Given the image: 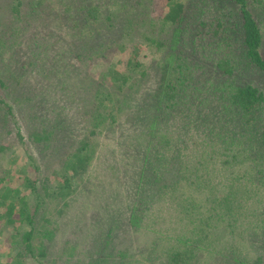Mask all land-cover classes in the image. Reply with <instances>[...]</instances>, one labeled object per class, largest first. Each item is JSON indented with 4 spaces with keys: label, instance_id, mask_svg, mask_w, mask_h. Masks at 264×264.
Segmentation results:
<instances>
[{
    "label": "rangeland",
    "instance_id": "rangeland-1",
    "mask_svg": "<svg viewBox=\"0 0 264 264\" xmlns=\"http://www.w3.org/2000/svg\"><path fill=\"white\" fill-rule=\"evenodd\" d=\"M30 1L22 0V6L30 14H24L23 18L29 20H20L19 25L26 28L30 24L27 28L31 29V24L35 23L39 29L45 28L41 29L40 38L44 45L39 48L40 56L42 51L47 53L48 50L47 55L51 58L46 64L39 58L34 59L32 65L26 66L28 41L31 40L26 35H31V31L19 35V70L28 72L31 86H27L26 93L20 92L18 87L14 90L13 86H17L14 81L12 90L10 83L0 87L5 90L0 97H5L14 115L3 117L0 114V143L5 146L0 150V192L4 185L16 187L21 184L22 169L32 179L44 174L51 177L55 172L56 182L60 181L62 160L81 140L90 142L92 156L86 171L73 181L69 197L46 196L39 206L37 214L45 215L49 221L42 222L45 229L31 233L34 253L24 248L18 234L11 239L9 235L14 234V230L2 228L0 222V263L14 260L20 252L26 264H162L160 260L167 257L171 244L178 239L176 235L189 241L194 239L190 238L194 234L188 233L182 220L174 223L176 210L166 201L158 208L155 206L153 201L162 198L159 186L166 180L164 173L154 183L151 177L147 179L153 172L148 156L164 150L172 161L178 157L189 166L185 157H190L195 142L215 133H230L235 135L234 139L243 151V161L224 168L211 161L208 173L203 175L208 176V183L201 184L197 191L192 189L194 192L188 195L195 203L190 213L196 216L200 211H208L206 201L227 195L231 205L242 204L237 205L240 210L236 211V214L240 211L242 214L233 216L236 217L233 219L227 217L224 214L229 209L226 199L221 201L220 214L218 211L208 213L212 214L214 226L208 230L206 238L201 239L211 241L214 248L216 244L220 246L218 252L212 251L210 255L201 249L204 254L196 257V264H254L256 256L261 259L256 261L257 264H264V223L257 219L258 213L261 215L264 211V183L251 194L245 193V185L238 183V180L246 179V174L255 175L257 169L264 168V146L260 140L264 104L261 111L254 113L251 122L244 123L235 108H225L227 106L217 89L227 83L249 82L264 93V76L244 58L241 19L233 2L181 0L186 6L176 26L177 32H174L175 41L179 37L174 48L181 50L180 63L189 68L193 79L188 97L180 98V104L171 105L166 97L160 99L163 95L154 96L158 93L159 81L155 60L164 56L167 49L155 50L153 43L147 40L167 11L162 0H87L86 6L97 15H91L81 8L83 3L73 0L55 6L51 3L50 6L55 8L53 13L45 4L38 13L28 6ZM246 3L263 31L264 40V0H246ZM125 27L130 32L126 38L138 42L139 53L144 56V75L128 71L125 65L130 58L129 50L117 48L125 36ZM170 32L168 29L166 36L161 34L160 37L171 38ZM101 41L111 47L103 53L105 58L91 51ZM219 60L233 65V73L228 75L218 71L216 64ZM110 64L128 74L129 80L121 91L113 88L109 75H105ZM45 67L46 71H43ZM94 89L113 94L114 121H105L89 134L92 126L88 111L91 103L96 101L90 92ZM18 93L19 102L15 100ZM44 115L48 121L56 115L62 123L56 127L54 138L60 136L63 147L58 148L60 144L54 138L49 145L43 140L39 143L33 140L32 133L47 123L42 121ZM153 117L161 119L154 129L155 134L149 138L150 133L141 136ZM147 139L157 140L160 149L152 147ZM56 145L58 149H55ZM29 153L33 162L27 159ZM11 158L14 162L10 176L3 179ZM32 163L37 164V170ZM142 169L145 170L143 174L149 175L145 179L139 175ZM169 176L172 177L171 173ZM143 181H146L144 189L152 195V201L149 200L148 210L136 213L135 228L128 221L134 211L132 206L137 201L144 203L145 195L141 199L138 195ZM172 182L173 179L167 182V186L169 183L170 187ZM125 187H130L132 193ZM35 203L32 200L30 205ZM171 224L177 225L175 231L169 229L173 226ZM24 226L19 224L21 232ZM109 230V236H106ZM36 238H41L40 247L36 246ZM38 248L42 255H38ZM224 249H229L233 260L223 262L221 254L225 255Z\"/></svg>",
    "mask_w": 264,
    "mask_h": 264
},
{
    "label": "trees",
    "instance_id": "trees-1",
    "mask_svg": "<svg viewBox=\"0 0 264 264\" xmlns=\"http://www.w3.org/2000/svg\"><path fill=\"white\" fill-rule=\"evenodd\" d=\"M34 1L35 0H31L28 3V6L31 7L33 11L37 12L38 10L39 13L41 11V7L47 4L46 6H49V12L51 11L53 13L55 12V8L50 6L51 3H54L55 6L63 4V2H66L67 0H36L35 3H33ZM86 1L87 0H73L75 3H83L84 5H82L81 8L86 9L91 15H97L96 11L89 9L86 6ZM162 1L167 7V11L162 16V21L160 22L157 30H152L149 34L150 37L147 40H150L153 43L152 48H155V50H162V48L167 49V52L164 56H162L159 60H155L159 81L157 85L158 93L154 96L158 97L159 94H161L163 95L160 98L161 100H164L166 97L169 104L172 105V103H174L173 105H175L178 104V102L180 104V98L184 96L188 97V94L191 92V88H189V86H191L190 82L193 79L192 72L189 71V68L185 64L183 65V63H180L182 61L181 50H175L174 48V46L177 45L179 38L178 37L175 41L174 37H176V34L174 32H177L176 26L179 24V19L184 12L186 4L181 2V0ZM231 1L236 8L235 11L241 19L244 58L250 66L254 67L264 76L263 31L254 19L246 3V0ZM23 3L24 2H22V0H0V63H4L0 66V87H4L10 83V89L12 90V82L14 81L16 82L17 86H13V89L17 90L18 87L20 92L26 93L28 92L27 86H31V78L28 76V72L19 70V67H21V62L19 63L18 61L20 43L19 35L26 33L29 30L31 31V35H26V37L31 38V40L28 41L29 51L27 50L28 57L26 58V66L32 65L33 60L38 58L39 60H42L43 64H46L45 62H48L51 56L49 57L47 55L48 50L47 53L42 51L40 56L39 48L44 45V42L41 39L42 36H40L43 33L41 29H45L43 26L39 29L35 23H33L31 24L30 29L27 28L30 24H27L26 28H23V25H19L20 20H29L23 18L24 14H30L28 10L22 6ZM232 8L234 9V7ZM67 9L68 8H66V10ZM106 18H108V15ZM145 25L146 24H143V26ZM150 25L152 26V24ZM168 29L172 31V33L170 32L171 38H161V34H165L166 36ZM36 31L39 35H33V33H36ZM123 33L125 36L117 44V48L120 50H129L128 54H130V58H128L125 67L128 71L136 72L139 75H144V66L146 62L143 61L144 56H141L139 53L141 52V49L137 44L138 42L131 40L130 37L126 38L130 34L126 27L125 30H123ZM166 43H168V45H165ZM108 49H111L110 45L104 44L101 41L99 44H96L91 51L94 54L105 58L103 53ZM153 49L149 50L152 51ZM216 66L218 71L223 72L222 74L230 75L233 73V65L231 66L228 64L226 60H219ZM43 71H46V67L43 69ZM123 72L124 71L114 68L113 65L110 64L107 67V72L105 73V75H109V78L113 83V88H117L119 91L123 89V85L129 80L127 72ZM26 76L27 78L25 79L24 77ZM217 89L220 92L219 97L222 98L225 105L227 106L225 108L230 110L235 108L234 111L239 113L240 118L244 123L251 122L255 118L254 113L256 111H261L263 108L264 93L252 83H227L226 85L217 87ZM3 91L5 90L1 89L0 94H2ZM90 93L92 98L96 100L95 102L91 103L90 111H88L90 113L88 121L92 126V128L89 130V134H93L95 132V127L98 128L99 125L105 121H108L109 123L114 121V105L113 94H111L110 91L94 89L91 90ZM16 97H19V93L17 96H15V98ZM15 100L19 102V98H16ZM25 100L29 102L32 101L27 98H25ZM1 110L3 111L0 114L3 117L14 116L11 111V105L6 103L5 97L3 96L0 97V111ZM43 117L42 121L44 120L45 123L47 121V123L45 126H41L38 131L32 133L33 140L38 143L43 140V142L49 145L54 141V139H57L58 143L60 144L58 148L61 146L63 147V145H61L63 140L60 138V136L54 138V131L56 127H59L62 123L60 120H58L56 115H54L52 121L46 120L45 115ZM159 120L161 119H154V117L152 120L149 119L147 128L145 131H142L140 135L142 136L150 133L148 138L152 137L155 134L154 129H156L157 122ZM221 130L226 131V129ZM234 136L235 135L230 133H215L212 137H207L202 141L195 142L189 152L190 157L188 155L187 158L185 157V161L189 163V166L186 163L183 164L180 159H177L178 157L174 158V161H172L171 158L167 157L164 150H158L155 152V154L148 156L147 159L148 162H151L153 172L151 176L145 175L143 174L145 170L142 169L139 175L144 179L147 176H149L147 179L151 177L154 183L158 181L164 173V179L166 180V183L159 186V196H162L163 199L161 198V200L153 201L155 206L158 208L161 202L166 201L169 204V207H172L176 210L173 213L174 217H176L174 223L177 224L182 220L183 224L188 229V233L194 234V236L190 237L194 239H190L189 241H184L182 236L176 235V238L178 239L176 242L171 244V247L166 253L167 257L160 260L162 264H196V257H202L204 253H208L210 255L212 251L218 252V246L220 245L216 244L217 246L215 245L214 248L211 241H208L207 239L202 240L201 238H206L208 230L214 226L212 224V214L209 215L208 213H214L215 211H218L220 214L221 211L219 208L221 206V201L226 199L227 202L225 204L229 205L228 212H224L227 217L233 219L236 218L238 214H242V211L236 214V211L240 210L237 205L242 204L239 203L236 205H231L230 196L227 195L222 199H214L209 202L206 201V207L208 211H200V213H197L196 216H192L190 213V210L195 206L194 200H192L190 196L194 191L199 189L201 184L206 185L208 183V176L204 177L203 175L208 173V165L211 161L218 162L222 168L228 167L231 164H239L243 161L241 158V153L243 151L240 150L241 148L238 143H236ZM260 140L264 146V124L260 133ZM147 142L152 147L157 146V140L155 139H147ZM166 142H168V140H166ZM91 146L92 145L88 140H81L76 146H74L70 153L65 155V159H63L61 162V169L63 170V173L61 175L60 181L58 182L55 180V172L52 173L51 177L44 174L41 178L32 179L29 175L24 173V169H22V180L19 186L12 187L10 185H4L3 190L0 192V222L3 224L2 228L7 229L10 227L11 230H14L15 233L10 234V238L14 239L18 234L21 238V244H24L23 246L25 249H27V251L34 253V244L31 240L32 238H30L31 233H33L35 230L45 229L46 226L42 222L49 221V219L45 218V215L37 214L39 206L44 202L43 200L46 198V196L65 199L71 195L73 190V181L83 174L87 169L88 162L92 156ZM4 147L5 146L0 143V150ZM187 147L188 146L186 145V148ZM58 148L56 145L55 149ZM156 148L160 149L159 146ZM200 151L202 152L199 153ZM26 156L28 160L33 158L30 153L26 154ZM13 162L14 160L11 158L9 161V167L6 168L5 175L2 176L3 179H6L10 176L11 165ZM30 162L33 161L30 160ZM32 165L33 168L36 170L38 169L37 164L32 163ZM169 173H171L172 177L169 176ZM170 178L173 179V182L169 187V183L167 186V182L172 180H170ZM245 178L246 179L242 178L238 180V183L245 185V193H254L255 188L258 189L260 186L264 185H260L261 183H264V168L257 169L255 175L248 176L246 174ZM37 179L40 180V185H38L39 183L37 182ZM51 181H54V183ZM145 182L146 181H143L138 189V195L140 199L142 195H145L144 203L142 204L141 201H137L136 205L132 206V210L134 211L130 214L131 220L128 221V224H131V226H134L135 228H137V224L135 223V218L137 216L136 213H141L142 210H148L149 200L152 201V195L149 193V191L144 189ZM125 188L127 189V192L132 193V189L130 187ZM32 200L36 201L33 206L30 205ZM256 200L259 202V198ZM234 213L236 215H234ZM257 217V219L260 220V223L261 219L264 223V211L261 215L258 213ZM19 224L26 225V227L24 226L22 232L20 230L21 227L19 228ZM172 225L173 224H171V226ZM176 227L177 225H173L169 229L171 231H175ZM109 233L110 230L107 232L106 236H109ZM36 239L38 241L36 246L40 247L41 238ZM201 249H205L204 253L203 251H200ZM38 250L40 249L38 248ZM228 250L225 251L224 249L223 252L225 255L221 254V257H223V262H229L233 260V254ZM42 253V250H40L38 255H42ZM18 257L19 260H17ZM256 261H261L259 256H256L255 261L252 263L257 264ZM0 264H26V262L21 258L19 252L16 254V258L14 260Z\"/></svg>",
    "mask_w": 264,
    "mask_h": 264
}]
</instances>
